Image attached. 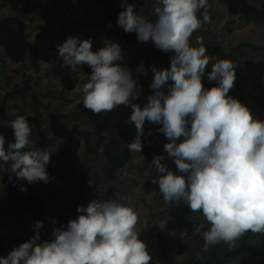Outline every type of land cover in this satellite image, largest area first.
<instances>
[{"label":"clouds","instance_id":"clouds-1","mask_svg":"<svg viewBox=\"0 0 264 264\" xmlns=\"http://www.w3.org/2000/svg\"><path fill=\"white\" fill-rule=\"evenodd\" d=\"M121 7L118 26L125 33H135L138 42L151 41L157 49L172 53L170 68L151 67L152 94L141 108L133 101L139 99L142 87L132 71L119 63L124 58L120 45L104 41L93 51L91 38L81 41L69 36L56 45V52L64 67L75 70L86 64L91 68L82 88L83 107L94 114L130 107L128 123L135 124L136 136L128 148L136 153L143 149L145 122L162 125L157 131L168 139L164 150L180 174L169 170L161 163L165 157L157 155L151 163L160 175L152 183L158 185L166 204L183 202L191 211L202 213L210 225L203 232L206 251L221 242L236 248L247 232L264 234V121L229 95L238 64L220 59L206 72L211 58L203 38H196L198 47L191 44L193 33L212 22L209 0H157L152 19L127 0H122ZM201 9L202 19L198 18ZM136 71L144 73L143 65ZM205 75L217 86L205 88ZM11 128L14 142L7 149L5 135L0 133V161L10 164V173L29 185L54 180L47 171L51 154L30 148L32 127L27 119L17 116ZM180 138L182 142L177 143ZM77 212V219L55 228L53 239L43 242L40 229L44 225L36 221L35 235L0 257V264H150L148 246L139 239L136 209L120 200L95 199ZM158 225L167 227L164 221Z\"/></svg>","mask_w":264,"mask_h":264},{"label":"rangeland","instance_id":"rangeland-1","mask_svg":"<svg viewBox=\"0 0 264 264\" xmlns=\"http://www.w3.org/2000/svg\"><path fill=\"white\" fill-rule=\"evenodd\" d=\"M121 3L122 0H106L103 3L88 0L0 2V19L13 16L21 19L26 25L28 42L36 49L37 54L35 63L27 56L20 66H16L0 51V126L11 127V122L17 116H24L27 120L36 118L45 132L48 130L49 115L56 112L65 117L64 122L68 126L77 124L80 129H91L92 122L77 114L78 105L83 100L82 88L88 82L91 68L86 64L75 70L63 66V60L56 52V45L62 44L69 37L63 28L73 30V36L81 41L91 38L93 51L102 47L104 41L118 43L124 57L119 63L123 67L130 69L127 65L130 60H137L139 66L143 65L144 73L134 75L142 92L133 103L139 104L141 108L147 104V97L152 94L150 85L154 78L151 67L163 70L170 68V62L153 59L158 49L151 41L140 43L137 40L136 43L126 44L122 40L121 28L117 24V14L124 10ZM127 3L135 4L136 10L143 8L145 16L154 18L152 9L157 0H127ZM209 3L212 5L209 10L212 22L204 24L193 33L191 44L195 43L197 37H202L205 47H221L225 52L226 56L223 58L209 56L211 60L206 72L220 59L238 64L234 87L229 95L246 105L255 118L264 121V60L260 52L247 47L253 45L264 48V0H209ZM109 14L117 16L101 27ZM109 24L111 27H108ZM131 34L137 38L135 33ZM240 45L244 46L240 53L230 55ZM67 78L75 82L73 91L62 88L61 82ZM202 83L205 88L217 86V82L209 81L206 75L202 78ZM131 113L130 107L121 105L111 112L96 114L95 119L103 124L107 116L113 115V118L109 117L110 126L105 135L128 145L136 136L135 124L128 123ZM28 123L32 127L30 148L37 149L38 139L33 132V123ZM159 127L162 125L145 122L144 136L141 137L142 151H131L130 167L112 176L108 174L105 158L88 153L84 145L72 162L64 163L59 155V141L45 132L51 166L61 177L49 175L55 179H50L47 184L38 181L32 185L43 202L48 217L52 219L58 213H65L73 220L77 219L80 215L77 212L79 206L86 207L95 199L103 201L106 191L112 187L116 191V200L130 205L139 214V239L148 246V252L152 256L150 264L164 263L160 257L159 241L150 237L148 231L160 233L161 241L175 264H195L206 252L203 232L210 228L202 213L192 211L180 227L160 229L158 222L167 221L168 204L160 193L147 195L142 190L144 182L160 175L151 163L154 156L163 155L165 159L161 163L167 164L174 174H180L173 159L164 150V145L169 141L163 133L159 136ZM149 132L151 135H148ZM182 139L177 140V143L182 142ZM96 141L97 138L94 137L92 143L95 144ZM3 163L0 161L1 174ZM1 177L2 175L0 179ZM5 200L6 190L0 183V257H7L17 247V236L21 231L32 237L35 235L36 222L30 216L24 217L22 224L4 218L2 212ZM202 224L203 228L200 227ZM263 235L258 234L257 237ZM41 236L40 229V238ZM232 249L234 248L223 243L218 253L224 255Z\"/></svg>","mask_w":264,"mask_h":264},{"label":"trees","instance_id":"trees-1","mask_svg":"<svg viewBox=\"0 0 264 264\" xmlns=\"http://www.w3.org/2000/svg\"><path fill=\"white\" fill-rule=\"evenodd\" d=\"M2 0H0L1 2ZM94 3H103L106 0H88ZM210 10V9H209ZM203 9L198 14V18L202 19ZM119 15V14H117ZM116 14H109L105 21L100 25L104 27L105 24L110 21ZM95 27L96 25H92ZM65 33L69 36H73L71 29L63 28ZM122 40L126 43H136L137 38L131 33H125L121 28L120 30ZM78 36V35H77ZM192 46L198 47L195 43ZM243 45L235 48L230 55H236L240 53ZM252 50L260 52L264 60V48L248 45ZM208 56L223 58L226 56L221 47H206ZM0 51L8 59L11 64L20 66L24 59L28 56L32 63L37 60L36 49L28 42L26 35L25 23L17 17H7L0 19ZM172 53H165L162 50H157L153 59H165L170 62ZM128 67L133 73V76L137 74V68L139 62L137 60H130L127 63ZM62 88L66 91H73L75 89V82L71 79H64L61 82ZM77 114L82 119L91 121V129H80L77 124L68 126L64 122V116L59 113L53 112L49 115L48 130L45 131L51 134L55 140L59 141L58 149L59 155L63 162H72L75 156L79 153L82 145L85 150L96 156H102L106 160V168L110 176L114 173L122 172L123 169L129 168L132 160V152L129 150L128 145L125 142H119L114 139L106 137V133L109 130V117L113 118V115L107 116L103 124L99 123L95 119L96 114L91 110L85 109L82 102L79 103ZM27 121L33 123V132L36 134L38 142L36 144L37 149L47 148V137L43 131L41 125L36 118H30ZM0 133H3L6 138L5 148L8 144L14 142L13 130L9 126H0ZM159 136L161 133H158ZM96 137L95 144L92 143V139ZM27 150V149H25ZM3 171L0 183L6 190V200L3 208L2 215L5 219H12L18 224H22V219L26 216H30L33 221H42L45 223L42 231L41 242L45 240L53 239V230L58 227L66 226L70 220H73L68 214L58 213L52 219L47 215L46 208L34 191L33 185H29L26 180H18L14 174L10 173V164L3 163ZM49 175H57L61 177L60 173H57L50 163L47 167ZM9 175H12V182L9 181ZM127 175V173H126ZM158 177V176H157ZM154 177L153 179L157 178ZM150 179L144 182L142 190L145 194L151 195L154 193H160L158 185L153 184ZM15 185V186H14ZM21 187L27 188L26 192L20 190ZM116 191L110 187L105 194L103 201L116 200ZM192 211L183 202L178 205H169L166 210V225L167 229L180 227L184 221L189 217ZM55 221V223H53ZM5 226V225H4ZM148 235L159 241V252L161 260L164 264H175L173 258L168 253L165 244L161 241L160 233L154 231H148ZM258 234L251 232L245 233L239 241H237V247L232 251L227 252L224 255H220L218 252L221 249L224 242L220 244L210 246L209 249L203 254V256L195 262V264H264V235L260 238ZM32 236L26 235L23 231L17 236V247L30 240Z\"/></svg>","mask_w":264,"mask_h":264},{"label":"built area","instance_id":"built-area-1","mask_svg":"<svg viewBox=\"0 0 264 264\" xmlns=\"http://www.w3.org/2000/svg\"><path fill=\"white\" fill-rule=\"evenodd\" d=\"M213 58H215V57H213ZM124 175H126V173H124Z\"/></svg>","mask_w":264,"mask_h":264}]
</instances>
